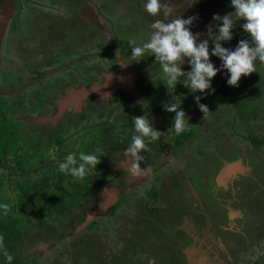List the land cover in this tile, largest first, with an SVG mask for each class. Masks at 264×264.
<instances>
[{
	"label": "trees",
	"instance_id": "obj_1",
	"mask_svg": "<svg viewBox=\"0 0 264 264\" xmlns=\"http://www.w3.org/2000/svg\"><path fill=\"white\" fill-rule=\"evenodd\" d=\"M92 1L75 0L76 10L64 9L69 20L63 21L53 18L52 8H64V1L58 6L55 0H24L26 19H19L23 13L19 3L1 38L9 53L3 57L5 72L0 74V203L10 204L11 211L7 216L0 211V236L13 256L11 264H199L198 259L186 257L193 256L187 250L192 247L199 248L197 256L209 257L207 264H264V197L260 198L264 180L257 174L264 172V64L257 61L256 72L242 76L238 86L228 85L230 74L221 69L220 58L211 56L214 44L208 25L198 27L193 20L190 31L198 36V43L208 39L210 62L221 70L203 93H192L183 78L169 93L155 57L146 53L140 61L132 60L129 45L130 39L137 45L146 42L150 24L163 19L162 14L148 15L141 7L143 0ZM173 1L167 0L191 15L193 9L206 12L205 5L219 10L221 17L235 11L231 0H191L192 5L188 0ZM218 23L222 26V21ZM232 32L230 41H221L224 48L235 50L240 40L251 41L236 26ZM179 66L191 70L187 58ZM118 70L121 81L130 82V91H119L120 84L110 87L113 93L90 87L100 76ZM84 87L91 90L81 105L70 99L74 103L68 107L64 98H58L64 89ZM196 96L208 107V115L200 111ZM174 102L189 123L179 135L171 129L175 113L163 109V104ZM57 110L55 117H46L47 111ZM33 113L38 114L39 125L31 121ZM143 115L162 135L141 152L145 157L141 167L152 166L151 174L132 178L124 152L135 134L134 118ZM27 133L30 140L25 142ZM53 146L55 160L49 156ZM73 152L100 156L96 169L82 181L58 170V162ZM244 155L252 158L249 169L223 176L227 164ZM176 163L187 174L182 183L174 172ZM168 175L183 187L180 203L187 218L211 222L220 233V241L210 242L213 248L197 239L202 228L184 231L178 243L152 231L155 223L147 217L164 206L162 191ZM5 178L12 186H3ZM3 187L15 190L16 196ZM108 188L116 189V201L88 220ZM177 204L171 207L179 209ZM143 224L144 231H137ZM216 248L226 253L224 260ZM0 264H7L2 253Z\"/></svg>",
	"mask_w": 264,
	"mask_h": 264
},
{
	"label": "clouds",
	"instance_id": "obj_2",
	"mask_svg": "<svg viewBox=\"0 0 264 264\" xmlns=\"http://www.w3.org/2000/svg\"><path fill=\"white\" fill-rule=\"evenodd\" d=\"M231 5L235 11L223 17L214 15V21H222L216 24L217 32H213L212 26L208 28V37L212 40L214 47L211 51L212 56L221 59V69L226 70L230 76L227 80L228 85L238 86L242 76H248L256 72V64H264V0H231ZM142 9L153 18L163 16V19H155L150 24L151 35L142 45H137L135 39L129 40L131 46V58L140 61L146 53L155 57L162 69V83H164L170 93L174 92L177 83H182L189 88L192 93L205 92L211 89V80L218 71L212 62H210L208 39L198 43V36L190 31V25L196 17L183 19L173 16V8L167 0H143ZM172 17L169 19V17ZM244 21L241 25L244 32L248 34L251 41L242 39L239 41L235 50H230L221 46V41H230L233 38V28L237 21ZM1 43V40H0ZM1 45V44H0ZM117 55V53H116ZM118 56V55H117ZM119 57V56H118ZM185 58L190 64V71H183L181 65ZM124 65V61H121ZM84 87L79 90L87 94ZM98 91V90H97ZM214 91V89H213ZM200 96L195 97L200 111L204 116L208 115L209 109L206 105L200 103ZM163 109L169 113H175L171 129L179 135L184 132L188 126L186 113L180 109V104L165 103ZM134 133L131 142L125 149V156L128 158L130 167L127 168L132 178L149 176L152 172V166L141 167V162L145 159L141 152L148 150V143L160 140L162 133L154 130L150 120L145 115L135 117L133 120ZM165 136V140H166ZM147 141V142H146ZM55 147L49 150V156L55 160ZM97 151H99L97 149ZM100 156L95 154H85L80 152L69 153L58 162V170L65 175L83 180L91 169H96L100 163ZM0 211L7 216L11 211V205L0 203ZM0 253L6 258L7 264H11L13 256L7 251L4 245V237L0 236ZM207 257V256H206Z\"/></svg>",
	"mask_w": 264,
	"mask_h": 264
},
{
	"label": "rangeland",
	"instance_id": "obj_3",
	"mask_svg": "<svg viewBox=\"0 0 264 264\" xmlns=\"http://www.w3.org/2000/svg\"><path fill=\"white\" fill-rule=\"evenodd\" d=\"M55 1L58 2L57 3L58 6L61 5V3L63 1H64L65 4H64V8H57V9H53L52 8L53 13H54V17L53 18L63 17V21L69 20V18H67L68 15H65V10L66 9L68 11H70V9L76 10L77 5L75 4V0H55ZM85 1H87L89 3H92L93 2L92 0H85ZM173 2H174V4H178L181 1L174 0ZM17 3H21L23 5V9H22V12L23 13H22V15H20V18L19 19L20 20H24V19H26V12H24L25 11V7H26V4H23V3H25L24 0H15L14 1V4H13V7L15 5H17ZM188 3H191V5L193 4L191 0H188ZM169 5H170V3H169ZM175 6L176 5L171 6L173 8V10H174L173 11V14H172L173 16H175V17H182L183 19H188L189 17H196V19H194V22H196V24L198 25V27H201V26L206 25V24L208 25V27L209 26L214 27L217 24V21H214L213 20V16L214 15H219V10L211 9L210 6L205 5V8L206 9L205 8L204 9H205L206 12H201V10L193 9L192 10L193 15H191L190 13L185 12V11H179V9H177ZM84 11H82V12L83 13H86V16L90 18L89 20H91V21H95L96 20L95 17L91 16L90 14H88V12H84ZM227 12H229V11H227ZM232 12H234V10H232ZM232 12H229V13H232ZM70 17L72 18V17H75V16H70ZM48 18H51V16L50 15H47L46 16V19H48ZM40 19H41V17H40ZM45 21H47V20H45ZM44 23L45 22H41L40 23V26H43ZM243 23H244V21H243ZM36 24H37V21H36ZM235 26L237 28H239V34L240 35L245 34L242 26H238L237 22H236ZM44 29H46V28H44ZM47 31L50 32L48 29H47ZM49 46L51 48L54 45L52 43H50ZM221 46L223 47L224 45L221 44ZM212 49L213 48H211V51H212ZM6 52L9 53L8 50ZM6 52L3 49V45L1 43V45H0V74H4V72H5V69L3 67L5 65L4 64L5 61H3V57H4L5 54H7ZM88 54H90V53H88ZM212 57L214 59H218V57H216V56H212ZM86 62H87V60H83V63H86ZM7 69L8 68H6V71H7ZM110 72H111V74H109V75H104V76L102 75V76H100L92 84L93 86H90V87H93V88L96 87V90L95 91H97V90L100 91V89L101 90L104 89L105 92H108L109 91L110 93H113V92L110 91V87L111 88H116V87H119V84H120V85H123V87H122V90H119V91L127 92V91H130L131 90V84H130V82H125L124 80L121 81L122 76H121L119 70L118 71H110ZM72 89L73 88H71V90H68V91L66 89H64L58 95V98H64L63 101L64 102L65 101L67 102V106L68 107H70L72 105V103H74V101H76V103L78 105H81L83 103V100L86 97L85 93H83V92L80 93V91H77L76 89H74V90H72ZM89 90H91V89H84L83 91L88 92ZM72 92H73V94H72ZM78 93H79V95H78ZM70 98L74 99V101H72V103H71ZM106 98H108V97H104V99H106ZM26 100H28V98H26ZM262 103H263V109H264V99H263ZM59 111L60 110H57V111H47L45 113V115L48 118H50V117L53 118V117L56 116V114ZM60 114H61V112H60ZM39 120L40 119L38 117V114L37 113H33L32 116H31V121L33 123H37L38 124ZM92 121H93V119H92ZM37 124H35V125H37ZM47 126H48L47 128L49 130L52 127V125H50V124H48ZM38 127H40V126H38ZM23 139L25 140V142L28 141V140H30L29 139V133L25 134L23 136ZM14 147L15 146H11V149L10 150L13 151ZM63 152H65V150H63ZM212 158H214V156H212ZM262 158L264 159V155H263ZM173 159H175V157L171 158L170 160H173ZM217 159H219V158H217ZM198 161H200V160H198ZM169 162L171 163V161H169ZM208 162H209L208 165H210V160ZM200 165H201L202 168L204 167V166H202V164H200ZM164 166L166 167V164H164ZM174 169H175L174 172L179 177H181V183H182L183 179H185L187 177L186 176L187 175L186 172L183 171L181 165L180 164H177V163L175 164ZM14 173H16V172H14ZM198 174H199V171H198ZM257 174L261 177L262 180H264V172H262V173L259 172ZM36 177H37V175H36ZM173 177L174 176H172V175H168L167 178H166V181H168V183L164 186V189L162 191V194H163L162 199L164 200V206L161 209L158 210L159 213H156V214L151 213L147 217V218L150 219V221H149L150 223H151V220L154 221V223H155V225L153 224V226H152V231L154 232L155 235L156 234L161 235V236L169 235L170 238H171V240H172V243H178L181 240L184 231L190 232L191 230L201 229L202 228L203 233L204 234L208 233L210 236H205L203 238L202 237H197V239L199 241H201V239H203L202 241L205 242L204 245H205L206 248H213L214 245L212 243H210V242H213L216 239H218L220 241V237H219V234L220 233L217 232V229H215L214 224L211 223V222H205L204 219H203V221H201L200 218H199L200 220H197L196 222H192L191 219L187 218V216L189 217V215L187 214L188 211H185L183 209L184 206L181 204L182 201L180 200V199H182V197L185 196V193H183V191L179 192L180 191V188L183 189V187L178 183V180L174 179ZM0 178H1V175H0ZM6 179L7 178L4 179L3 186H12L11 181L9 180V183H8V180H6ZM196 181L197 182H200V180H196ZM188 186H189V188L192 191H194V189H193L194 184L193 183H190L189 182ZM253 187H254V184L253 183L248 184V190L249 191H251V189ZM3 188L6 189L7 187H3ZM6 190L8 191L9 194L12 191V193L10 194L11 197H15L16 196L15 190L10 189V188H7ZM262 194L263 195H260V198L261 197H264V192ZM176 201H179V202H176ZM176 203H178L177 206L179 205L180 208L179 209L176 208V210H174L175 208L173 209L172 207L175 206ZM183 213H184V215H183ZM169 214H171L172 216L170 218H165V216L166 215H169ZM177 214H179V215H177ZM156 217L158 219L160 218L162 220V222L156 221V219H157ZM166 221L168 223H166ZM162 224H165V225L167 224V225L165 226V228L164 227L161 228V225ZM144 226H145V224H143L142 227L139 228L137 231H140V232L144 231ZM136 229H135V231H136ZM202 231H200V232H202ZM252 243L253 242H251V244ZM192 248H194V247H192ZM192 248H188L187 250L189 251ZM201 248H202V245H201ZM217 249L218 248L215 249V251L217 252V255L218 256L220 255L219 257L222 260H224V258L227 257L226 256V253L223 251V254H222L221 253L222 252L221 249L220 248L218 250ZM165 251H166L167 255H170V253H169L170 248L168 246H166ZM219 251H220V253H219ZM197 252H198V250H197ZM196 253L193 256H190L189 254H187L186 257L187 258H192L193 260L199 259L200 257L197 256ZM208 258H206L204 264H207ZM131 264H141V263H131ZM221 264H224V262L221 263Z\"/></svg>",
	"mask_w": 264,
	"mask_h": 264
},
{
	"label": "water",
	"instance_id": "obj_4",
	"mask_svg": "<svg viewBox=\"0 0 264 264\" xmlns=\"http://www.w3.org/2000/svg\"><path fill=\"white\" fill-rule=\"evenodd\" d=\"M5 31V17L4 19L0 22V40L2 38V35L4 34ZM82 93V92H80ZM79 95V93H78ZM237 171H243V169L241 167H239V165L237 163H232L229 164L226 167V171L224 172L223 176H229L232 173H236ZM117 198V191L115 188H108L107 191L105 192L104 196H103V200L101 201V203L99 204V206L92 210L89 215H88V220L92 219L94 216H96L97 214H99L100 212L104 211L106 208L110 207ZM197 248H192L191 250H189L188 252H190L191 254H195L197 252ZM206 256H201L198 259L199 264H204L205 260H206Z\"/></svg>",
	"mask_w": 264,
	"mask_h": 264
},
{
	"label": "flooded vegetation",
	"instance_id": "obj_5",
	"mask_svg": "<svg viewBox=\"0 0 264 264\" xmlns=\"http://www.w3.org/2000/svg\"><path fill=\"white\" fill-rule=\"evenodd\" d=\"M14 1L15 0H0V22L4 19V17H5V26H6V23L9 21V19H10V16L12 15V12L14 11V9H16V7L18 6V4L19 3H17V5H15L14 7H13V4H14ZM81 90V89H80ZM71 96V95H70ZM70 99H72V98H70ZM251 159L252 158H249V157H247V156H241V157H239V159L238 160H234V161H232L231 163H229V164H232V163H237L238 165H239V167H241L242 169H243V171H241V172H244L245 171V167H246V169H249V165H250V162H251ZM229 164H227V166L229 165ZM226 166V167H227ZM226 171V170H225ZM237 173H240V171H237L236 173H232L231 175H229V176H232V175H234V174H237ZM224 174V173H223ZM202 233V232H201ZM202 235V238H203V236H208L209 234L208 233H206V234H201ZM197 237H200V236H197ZM201 240H203V239H201ZM194 248H197V247H194ZM197 249H199V248H197ZM191 256V255H190ZM202 256H205V255H202Z\"/></svg>",
	"mask_w": 264,
	"mask_h": 264
}]
</instances>
